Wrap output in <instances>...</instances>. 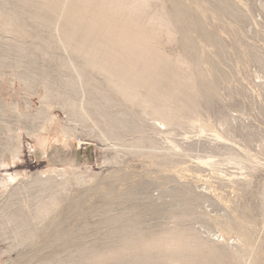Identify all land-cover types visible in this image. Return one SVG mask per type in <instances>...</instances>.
I'll list each match as a JSON object with an SVG mask.
<instances>
[{
  "label": "rangeland",
  "instance_id": "1",
  "mask_svg": "<svg viewBox=\"0 0 264 264\" xmlns=\"http://www.w3.org/2000/svg\"><path fill=\"white\" fill-rule=\"evenodd\" d=\"M0 264H264V0H0Z\"/></svg>",
  "mask_w": 264,
  "mask_h": 264
}]
</instances>
